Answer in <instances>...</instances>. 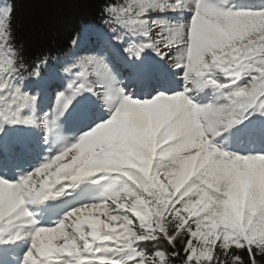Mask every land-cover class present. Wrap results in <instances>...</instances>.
I'll return each instance as SVG.
<instances>
[{
	"label": "snow or ice",
	"instance_id": "obj_1",
	"mask_svg": "<svg viewBox=\"0 0 264 264\" xmlns=\"http://www.w3.org/2000/svg\"><path fill=\"white\" fill-rule=\"evenodd\" d=\"M12 13L0 6V131L36 124L37 97L14 84L28 64L12 43ZM104 13L116 39L143 37L125 48L129 56L151 49L181 71L183 89L133 99L103 57H76L63 68L72 78L67 94L56 95L55 116L90 92L110 118L16 182L0 178V240H30L22 264H172L178 247L180 264H264V154L238 155L216 143L250 115H264V5L240 11L233 0H125ZM206 88L211 100L194 102ZM94 176L112 181L102 199L37 226L29 205ZM96 242L107 244L105 254L93 250Z\"/></svg>",
	"mask_w": 264,
	"mask_h": 264
},
{
	"label": "trees",
	"instance_id": "obj_2",
	"mask_svg": "<svg viewBox=\"0 0 264 264\" xmlns=\"http://www.w3.org/2000/svg\"><path fill=\"white\" fill-rule=\"evenodd\" d=\"M110 2L123 3L125 0H0V6L10 4L13 8L12 43L28 64L24 73L26 78L22 81L16 80L14 84L18 85L22 92L37 97L34 115L35 126L38 129L42 128V131H45L46 127L42 121H46L51 133L53 130L50 128L55 124L61 132L78 130L81 132L89 129V126H93L105 116L106 109L100 112L101 114L98 112L101 102L95 105L93 102L96 100L88 96L83 97L84 103L81 106L66 110L58 118L53 112L57 93L67 94V83L72 78V74L65 73L63 68L73 63L76 57H103L104 63L115 77L119 87L126 90V85L132 82L136 84L134 91L129 94L135 99L143 95L151 96L152 89L162 88L161 83L167 82L170 78L156 62H150L147 72H144L141 60H155L150 49L143 50L138 57L129 56L125 51L129 43H138L143 37L125 35L119 40L115 38L117 34L111 31L105 22L104 9ZM233 2L235 10L240 11L257 10L259 6L264 5V0H233ZM160 15L161 13H153L152 18L159 19ZM37 65L40 67L39 75H28ZM76 71L78 69L72 70L73 73ZM169 74L171 76V73ZM87 79L92 83L97 80V77L89 73ZM158 92H165L164 87ZM212 96L213 94L207 92L199 93L194 96V100L198 104H206ZM76 99L77 96L71 105ZM23 111L25 115L31 112L27 108ZM28 128L29 126L23 124L3 126V131H0V164L13 165L10 163L11 159L15 162H24L33 158L31 156L39 148L37 145L39 132L36 130V134L29 135ZM18 130H24L26 134ZM252 132H255V135L253 134L251 138L264 135V115H250L248 119L221 136H224L227 143L237 142L240 138L247 140L246 135ZM20 133L29 137V144L19 139ZM41 142L42 140H39V143ZM14 153L17 157L13 155ZM21 154L24 155L23 158L19 156ZM111 184L112 181L107 178L101 179L97 176L89 178L75 188L69 189L61 197L50 199L51 201L43 210L37 213L36 219L39 221L44 214L47 215L46 218H50V214H58L62 218L74 207L98 202ZM8 243L10 241L0 240V255L12 254L10 247H3ZM142 247L150 252L153 246L148 243ZM93 250L105 254L107 244L96 242ZM177 251L180 252V256L173 257L172 264H180V259L184 256L181 247H178Z\"/></svg>",
	"mask_w": 264,
	"mask_h": 264
},
{
	"label": "rangeland",
	"instance_id": "obj_3",
	"mask_svg": "<svg viewBox=\"0 0 264 264\" xmlns=\"http://www.w3.org/2000/svg\"><path fill=\"white\" fill-rule=\"evenodd\" d=\"M189 16H190V13H185L183 17H181L178 13H162L159 17V20L175 21L178 19H187ZM150 52L152 53L151 55L155 58V60L154 59L141 60L142 61L141 65H142V69L144 70V72L145 73L147 72L148 66L151 65L150 62H156L160 65L162 71L166 73V75L170 78L167 79V82L161 83V85H163L164 87L165 92H158V90H161V89L163 90V87L161 86L162 88L159 87L158 89L157 88L152 89L153 94H151V96L143 95L139 97L138 99H142V100L152 99L153 97L161 93L173 94L175 92L181 91L184 86V81L182 79L181 71L175 68L167 59H162L151 49H150ZM125 67L126 66L124 65V68ZM169 73H171V76H169L170 75ZM135 86L136 84L132 82L131 84L126 85V90L123 89L122 87L120 88H122L124 93L125 94L127 93L126 95L130 97L129 94L130 92L134 91ZM204 92L213 94L210 88L208 89L206 88L199 93H204ZM84 96H88L89 98L92 97L94 100H96V102L95 101L93 102L95 105H97L98 102L99 103L101 102L98 108L99 113L103 112L104 109H106L105 107L102 106V101L101 100L99 101L98 100L99 98L96 95H93L90 92L88 95V92H84L77 96V99L74 101V104L70 105L67 110H72L75 107L81 106L84 103L83 101ZM194 102L196 101L194 100ZM104 113H105V116L102 117L100 121H98L97 123H100L103 120L110 118L108 115L107 109ZM34 126L35 125L29 126L28 133L29 135L30 134L34 135L36 134V130L39 132L38 133L39 139H38V144H37L39 147L38 148L39 150L38 149L35 150V154L31 156L33 157L31 160L27 159L24 162H15L14 159H11L10 163H13L12 167H10L9 165L0 164V178L6 179L10 182H16L17 180L20 179V177H22L23 175L27 173L32 172L36 167L44 163L46 157L55 155L59 151V149L63 146L64 143L74 142L76 139H78L80 135L90 130V129H87L81 132H79V130L76 132L75 131L61 132V131H58L57 125L55 124V125H52V128H50L51 130H53V132L51 133L48 126H47V129L45 128V131L44 130L42 131V128L38 129L36 126H35L36 128ZM18 131L24 132V130H18ZM24 133L23 134L20 133L21 135L19 134V139L29 144L30 143L28 140L29 137H26ZM253 134L255 135V132L254 133L252 132L246 135L247 140H243L242 138H240V140L238 139L237 142H229V143L225 142L224 136H219L216 138V143L222 146L225 150L232 152V153H236L238 155L264 154V135L251 138ZM39 140L40 141L42 140V142L39 143ZM13 155L17 157L16 153H14ZM19 156L23 158L24 155L21 154ZM49 201L51 200L28 206L29 210L33 213V218L36 220L37 226L49 227V226H52L56 221L61 219L58 214L57 215L50 214V218H46L47 215L44 214L42 218L39 219V221L36 219V217H38L37 213L42 211L43 208L49 203ZM29 246H30V240L27 237L16 239V240L10 241V243L8 244L3 245V247H10L12 249V254L0 255V264H22L24 253L27 251Z\"/></svg>",
	"mask_w": 264,
	"mask_h": 264
}]
</instances>
